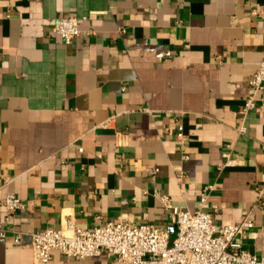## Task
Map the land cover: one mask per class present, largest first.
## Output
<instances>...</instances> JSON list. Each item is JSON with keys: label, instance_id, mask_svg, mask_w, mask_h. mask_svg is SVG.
<instances>
[{"label": "crops", "instance_id": "0c3cea01", "mask_svg": "<svg viewBox=\"0 0 264 264\" xmlns=\"http://www.w3.org/2000/svg\"><path fill=\"white\" fill-rule=\"evenodd\" d=\"M264 0H0V264H41L30 233L119 217L167 228L163 201L253 229L264 255ZM87 17L66 44L60 17ZM183 127L184 138L178 136ZM224 153L231 166L221 167ZM207 202L201 203L203 190ZM13 193L25 208L7 219ZM213 206L217 210H213ZM48 264H125L51 252Z\"/></svg>", "mask_w": 264, "mask_h": 264}, {"label": "built area", "instance_id": "2783aa9c", "mask_svg": "<svg viewBox=\"0 0 264 264\" xmlns=\"http://www.w3.org/2000/svg\"><path fill=\"white\" fill-rule=\"evenodd\" d=\"M255 14L264 15V7ZM87 17H60L55 20L53 32L70 44L79 36L80 21ZM248 85L252 95L247 99L245 111L255 107V95L264 89V59L258 64ZM178 136L184 138L183 127ZM221 167L231 166L229 153H224ZM205 188L201 203L207 202ZM172 212L175 237L167 228L151 224H136L124 217L84 229L67 219L63 229H44L30 233L35 258L41 264H48L52 251H59L65 257L86 259L102 254L113 256L125 264H264V255L248 251L242 244V236L254 227V221L247 214L239 223L216 225L211 211H190L173 206L168 197L162 198ZM259 202L264 201V186L258 191ZM3 204L7 219L25 208L22 199L13 193H6ZM213 210L217 207L213 206Z\"/></svg>", "mask_w": 264, "mask_h": 264}]
</instances>
